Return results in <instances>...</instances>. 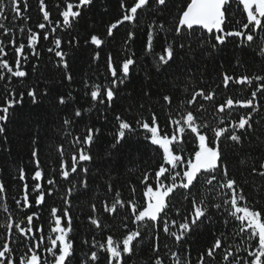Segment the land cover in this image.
I'll use <instances>...</instances> for the list:
<instances>
[{
	"label": "snow or ice",
	"instance_id": "6c2138e0",
	"mask_svg": "<svg viewBox=\"0 0 264 264\" xmlns=\"http://www.w3.org/2000/svg\"><path fill=\"white\" fill-rule=\"evenodd\" d=\"M62 3L53 18L45 0H39L43 22L34 28L20 27L19 35L0 22V35L5 37L0 39V169L6 171L12 143L9 125L17 121L33 164L31 172L17 165L13 177L21 182L19 198H12L14 207L23 210L19 220L9 208V185L0 179V205L7 214L0 225L5 230L0 234V264H141L142 259L146 264L168 260L211 264L218 255L221 264H264V43H257V34L264 33V0H118L121 15L109 23L104 36L115 39L114 30L121 25L134 26L122 41L124 55L108 52L102 58L105 39L90 34L84 40L92 48L88 66L102 79L90 83V76L82 78L83 90L75 93L55 87L53 107L59 109L61 131L71 137L72 150L65 160V148L60 146L59 162L50 176L40 156L46 130L39 113L31 117L24 109L43 108L53 89L41 90L39 83L22 89L12 85L25 83L40 71L42 40L52 45L47 51L57 58L60 86L75 82L69 50L75 51L80 42L70 39L66 48L58 33L76 27L83 10L95 3ZM28 7V0H0V21L9 20V10L12 20L24 21ZM173 8L175 16L169 23ZM145 12L146 40L137 52L133 44ZM230 46L233 51L226 57ZM253 46L259 59L249 52ZM209 64L215 66V78L208 72ZM254 64L258 71L252 70ZM141 73L145 82L137 96L131 85ZM161 78L163 82L157 83ZM245 87L250 90L248 98L231 94ZM221 95L224 99L218 101ZM206 102L212 106L214 122L205 116ZM93 114L99 125L85 123ZM82 123L85 131L74 134ZM105 124H112L114 131L101 148ZM141 132L147 145L155 146L159 162L151 171L137 169L138 180L118 188L113 174L117 178L122 174L125 161L133 164L132 154L126 155L124 149ZM189 140L195 147L185 155ZM233 160L238 161L235 173ZM245 172L251 181L240 179ZM95 185L105 195L89 204L85 217L92 239L77 246L72 236L77 228L73 201L90 197ZM139 185H143L142 204L134 198ZM124 187L130 192L127 197L121 191ZM56 195L61 205L49 207L48 199ZM45 208L51 220L47 236ZM118 220L122 230L117 235ZM201 230L212 234L213 242L193 260L188 246ZM237 238L243 247L233 244ZM20 248L24 252L17 255ZM78 248L83 257L77 255Z\"/></svg>",
	"mask_w": 264,
	"mask_h": 264
},
{
	"label": "trees",
	"instance_id": "16d2710c",
	"mask_svg": "<svg viewBox=\"0 0 264 264\" xmlns=\"http://www.w3.org/2000/svg\"><path fill=\"white\" fill-rule=\"evenodd\" d=\"M130 3L131 0H128ZM21 3H23V0H21ZM47 9L51 11V15L53 18H56L58 16L59 11L63 7L62 0H45ZM95 6L90 7L83 10V18L78 21V25L70 30H61L58 35L63 38V41L65 43V47L68 48L67 41L70 39L75 38L78 40L79 46L73 50H69V56L74 57V59L71 61L72 63V71L75 74V82L71 85H68L67 87L60 86V74L59 70L56 67L57 58L54 57L53 53H49L47 51V48L52 46L49 44L48 41H41L39 46V53L41 56V59L39 60L40 64V71L37 74L31 75L30 79H28L25 83H13L12 87L16 89H22L27 88L31 85H35L39 83V86L41 90H44L45 87L49 89H53L49 95V97L45 98L43 108L37 109L36 111H33L32 106H26L24 109V114L35 117L38 113L41 118V125L46 130L41 137L40 140V156L41 160L43 162L44 168L48 170V174L50 176L53 175L54 170L56 169L58 165V149L61 145L65 148V155L63 159L68 160L70 158L72 146L68 142L71 140V137L68 136L65 137V134L63 131H61V117L59 115V109L57 107H53L54 100L53 98L57 95V92L55 90V87H59L60 92H77L83 90L82 85V78L87 79L89 76L91 77L90 83L92 81H99L102 79L99 75H97L96 71L93 69H90L88 66V59L92 52V48L89 47L88 44L84 43L85 37H88L90 34H98L101 35L105 39V46L103 48V52L101 53L102 58L104 54L108 52H112L114 56H123L124 50L122 48V41L126 35L127 30H134V26L132 25H121L119 27V30H114L116 33L115 39L108 38L104 36L107 30V26L109 23L114 22L115 19L121 15V11L118 8V0H94ZM57 4L61 5V8H57ZM28 9L23 13L25 20H12L11 17L13 13L11 11H8L9 20L0 21L5 23L8 28L12 30L13 34L19 35V28L24 27L27 28H34V26L38 22L42 21V12L39 10V0H28ZM175 16V8H173L172 14L168 16V22L172 23L173 18ZM237 16H240V13H237ZM151 19H155V17H151ZM149 22V17L147 12H145L141 16V24H140V31L137 34V39L135 43L133 44L134 50L137 52L140 51L142 42L146 40V36L144 35V25ZM39 31L38 29H35ZM0 39H5L3 35H0ZM257 43L262 44L264 43V33H258L257 34ZM94 47V46H92ZM9 55L8 59L9 62H12V56L13 52L10 50V46L8 49ZM233 49L230 46L225 51V56L230 57ZM249 52L256 53L257 59H259V51L256 47H250ZM101 67L99 69L100 72L104 71L103 63L102 61ZM148 63H151L150 60L146 62V66ZM249 63L251 61L249 60ZM25 68H30V65H25ZM253 71L259 70V65L254 64L252 65ZM241 72L244 71L243 68L240 69ZM208 72L213 75V78H215V66L213 64H209L208 66ZM143 79V73H141L140 77L137 78L132 82V89L134 90L135 94L139 96L140 89L142 84L144 83ZM163 82L162 78L157 80V83ZM67 84V82H64ZM240 86H237L239 89ZM0 88H3V83L0 82ZM249 89L245 87L244 91L237 90L235 93H231L232 95H235L237 98H248ZM218 101L223 100L224 96L221 95L217 98ZM144 102V101H141ZM81 103H84V100H81ZM151 103V102H148ZM87 106V105H85ZM208 112L205 113L206 118L209 121H213V113H212V106L207 104ZM159 106H157L158 108ZM242 111V110H241ZM235 114V113H234ZM161 120H163V115L161 116ZM97 123L99 125V121L95 120V115L93 114L92 120H86L85 123L91 124V123ZM214 122V121H213ZM39 127V126H38ZM21 128V122L17 121L14 124L9 125V134L10 139L12 141L11 144L8 145V147L11 149V155L7 156V167L6 171L5 169H0V179H3L7 184L9 185L8 190V199H9V208L12 212L13 216L19 220L23 215V210L15 208L12 203V198L16 197L19 198L18 193L21 191V182L18 180L13 179V177L17 176V165L20 167H26L27 172H31L33 168V164L29 159V152L26 147L28 140L26 138H22L23 132L20 130ZM85 131V125L82 123L78 129H73L74 134H82ZM114 131V128L112 124H105L104 125V135L100 140V147H104L111 139V133ZM167 131H171V129H168ZM185 147V155L188 154V152L191 150V148L195 147V144L192 143L191 140L188 141V143L184 146ZM155 146H148L147 142L143 140V133L141 132L139 138H133L129 145H127L124 149V153L127 155L128 153H131L134 162L133 164H128L127 161H125V167L122 169V174L117 178L115 174H113V179H116L117 181V187L119 188L120 185H131L133 181L138 180L139 177V171L137 169L139 168H147V170L151 171L159 162V157L156 155ZM161 156H162V150ZM231 167L233 169V172H236V169L238 167V161L233 160L231 163ZM240 179L251 181L252 178L247 175L245 172L242 176H240ZM257 182H259V178H256ZM154 183V181H153ZM31 186V182H30ZM71 187V185L65 184V188ZM123 196L127 197L130 195V192L128 190V187H124L121 189ZM105 195L103 189L99 187V185L94 186V191L90 197H82L79 200L73 201V216L75 218V223L77 225L76 230L72 233V236L74 237V244L80 245L81 241L84 239L91 240L92 239V233L89 231V227L86 223V214L89 210V204L96 202V200L100 197H103ZM138 203L142 204L143 202V185H139L137 187V191L135 193L134 197ZM61 197L60 195H56L53 198L48 199V205L51 206H57L59 207L61 205ZM39 211V210H37ZM6 213L2 211V205H0V225H3L5 222ZM43 218L45 221H47L43 226L45 228L44 235L47 236L50 234L49 231V225L51 224V220L49 219V213L48 208H45L43 210ZM115 227L117 229V235L119 234V231L122 229L120 228L119 220L116 222ZM4 228L0 227V234L4 233ZM94 231V230H93ZM159 232V230H157ZM96 238H100V234L98 232L95 233ZM167 240V238H165ZM147 242V238H146ZM169 245L171 246V242L167 241ZM213 242L212 234L201 230L200 233L194 238V244H190L188 246V249L192 253V259L195 260L197 253L200 251L201 248L211 244ZM240 243L239 238L233 241V244ZM240 246L243 247V244L240 243ZM13 247H15V243H13ZM175 250V249H174ZM85 251H87V248L85 247ZM24 249L20 248L17 251V255L23 254ZM43 255L47 256L46 253H42ZM77 255L83 257L84 252L79 251V248L77 249ZM48 260H51L50 256H47ZM141 264H146L145 260H141ZM167 264H172L171 260L167 261ZM211 264H221V257L218 255L216 257L215 261H212Z\"/></svg>",
	"mask_w": 264,
	"mask_h": 264
}]
</instances>
